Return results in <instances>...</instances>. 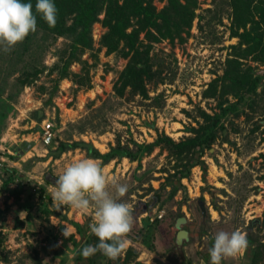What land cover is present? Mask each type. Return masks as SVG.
I'll return each instance as SVG.
<instances>
[{"label": "rangeland", "instance_id": "rangeland-1", "mask_svg": "<svg viewBox=\"0 0 264 264\" xmlns=\"http://www.w3.org/2000/svg\"><path fill=\"white\" fill-rule=\"evenodd\" d=\"M110 1L112 12H102L92 26V50L81 53L77 50L66 76L59 81L56 80L64 61L55 68L58 60L54 52L64 40L57 39L37 62L41 63L43 72L30 86L18 85L21 64L10 57L12 51L7 54L0 51V91L3 92L0 94V177L2 169H16L18 181L24 187L17 202L13 194L17 184L0 193V210L9 206L0 229L3 240L0 264H33L34 248L39 251L41 264H75L76 244L83 241L72 223L81 225L85 236L92 237L91 245L99 243L89 228L94 221V208L82 212L62 206L57 210L51 196L65 168L87 157L83 151L75 150L64 153L58 160L34 161L56 147L53 142L49 146L43 144V124L52 125L56 140H64V132L69 131L73 140L92 144L100 154L118 144L135 152L137 146L151 144L160 136L179 142L204 130L206 116L218 112L219 99L236 100L233 92L221 93L225 61L233 58L236 49H249L250 45L254 49L250 48V54L241 60L257 68L256 75L264 70V63L259 60L263 58L261 49L257 60V47L251 44L253 40L246 39V36L261 37L264 43V0ZM139 2L143 6L151 5L156 14L170 11L174 18L169 23L162 22L160 17L146 22L139 14H131L138 9ZM118 17L125 19L122 21L125 33H134L135 49L147 55L145 62L154 75L149 79L143 77L141 91L135 95L127 86L117 100L113 87L120 85L119 77L133 52L122 38L117 50L110 53L101 43ZM27 42L30 41L25 38L17 44L14 52L21 51ZM84 78L90 82L83 81ZM38 86H44L45 91ZM54 87L57 89L52 105L45 106ZM213 89L215 97H210L208 92ZM109 102L119 105L108 110L109 125L105 132L100 135L88 131L79 135L72 125ZM247 104L238 116L227 117L225 129L222 135H217L211 149L201 155L191 153L197 157L192 162L198 165L180 181L183 189L173 199H167L170 187L162 186L169 174L182 169L186 160L178 158L165 145L140 154L133 162L123 158L102 164L96 160L110 180L128 185L122 202L130 204L134 216L128 246L111 264H187L189 260L192 264H211L210 255H206L207 260L203 256L209 252V240L221 231L231 233L238 229L247 235L255 234L260 244H264V87H259L257 95ZM32 113L38 116L43 113L44 118L37 122ZM23 163L30 164L31 169L26 171ZM39 187L45 188L44 202L36 195L28 200L33 189ZM44 206L53 213L42 212ZM181 214L187 222L179 228L188 232V239L177 246L174 224ZM158 215L162 218L158 219ZM65 229L68 237L63 235ZM52 241L56 243L55 249L50 245ZM255 246L256 243L248 244L242 254L226 258L221 264H250ZM128 249L135 250L138 256L124 263ZM80 264L87 261L84 259ZM256 264H264L263 257Z\"/></svg>", "mask_w": 264, "mask_h": 264}, {"label": "trees", "instance_id": "trees-1", "mask_svg": "<svg viewBox=\"0 0 264 264\" xmlns=\"http://www.w3.org/2000/svg\"><path fill=\"white\" fill-rule=\"evenodd\" d=\"M22 2L31 3L33 6V12L35 13V5L37 0H22ZM53 3L58 9L56 26L54 28H50L48 24L43 20L41 14L37 13V31L35 33H30L26 37V39L30 42H27V46L23 47V49L18 53L14 52L15 48L12 50V53H10V57H14V61L18 63L20 62L21 64L19 69L20 75L17 79V83L20 86H30L35 84V82L39 80V77L43 71L42 68H40L41 63L37 62L46 55V53L49 51V48L55 44L57 39H62L64 40V42L62 46L54 52V55L57 56L58 60L57 63L54 64V66L58 69L59 64L63 61L64 63L59 70L58 79L56 81H59V79L61 80V78L65 77L69 65L73 61L72 58L74 57V54L77 52V50H81L80 53L86 49L92 50L91 29L94 23L99 20V15L102 12L111 13L113 10L110 0H53ZM137 8L138 9L133 10L131 14H139L146 22H148L150 19L154 20L155 18L157 19L158 17H160L162 19V22L169 23L170 18H174V16L171 15L170 11L166 10L156 14L151 5L143 6L142 2L138 3ZM189 18H192V16ZM123 19L124 18L121 19V17H118L117 20L115 19L114 25L109 27V31L105 35L101 43L107 48V52L110 53L117 50L119 39L122 38L125 39V41L128 43V46L130 47V50L133 52L132 57L129 61V65L119 77L118 82L120 85L118 86V84H115V86L113 87L114 96L117 98V100L122 97V94L124 93V90L125 88H127V86L131 88L130 93L132 95H135L136 93H138V91H141L139 90V88H141L142 86L141 81L143 80V77L149 79L153 74L149 71V64L146 63L148 61L146 58L147 55L141 54L139 50L135 49L136 37L134 33L129 35L125 33V26L124 24H122V21H124L125 19ZM126 19H128V17ZM152 22L149 24H152ZM246 39L249 41L253 40V43L251 44H255L254 46L258 48L255 49L258 50V52L256 53V55L258 54L257 60L258 57L260 58L259 51L261 49L263 58L259 60L260 63L263 64L264 43L262 38L258 37V39H252L246 36ZM250 48L251 46L249 45V49ZM233 49L236 48L233 47ZM249 49H236L235 53L233 54V58H227L223 67L224 74L221 77V93L227 94L228 92H233L236 96V100L234 102H228L227 99H219L217 105L218 112L213 116H206L207 124L201 133L198 132L197 136L185 138L180 140L179 142H174L167 136H160L151 144L137 146L135 152L130 150L128 146H120L118 144L115 147H111L107 153L100 154L99 151L92 146V144L86 143L83 140L75 141L72 139L71 132L66 131L64 132V140H56V138L53 137L51 143H56L55 149L49 150L44 158H35L34 161L44 162L49 158L51 160H58L64 153L80 150L85 153L87 158L100 160L102 164H107L114 159L119 160L123 158L129 159L133 162L138 159L140 154L150 153L155 147L165 145L169 151L173 153L175 152V154L178 155V158L186 160V162L182 166V169L176 170L173 174H169L166 177V182L162 186L163 188L166 186L170 187V192L167 196V199H173L174 195L180 189H183L180 181L188 176L192 167L198 165L196 162H192L197 157H192L193 154L191 153L198 152L199 155H201L204 150L211 149V146L212 144H214L217 135L219 133L222 135V132L225 129L224 121H226L227 117L230 115L238 116L241 112V109L246 105L248 106L247 103L249 102V100L251 101V99L257 95V89L259 87H264V70L261 74L256 75L255 71L257 68H253L249 64H246V62H244L245 60H241L244 59V57H246L248 54H250ZM253 49L254 48H251V50ZM67 53H69L70 56ZM83 81L88 82V79L84 78ZM38 88L45 91L44 86H38ZM56 89L57 88L54 87L51 90L49 95L50 97L45 101V106L52 105V97L55 96L54 93L56 92ZM2 93L3 92L0 91V94ZM208 93L210 94V97H215V89H213L212 92L209 91ZM9 99L10 102H13V98ZM112 105L117 106L119 105V103H103L100 107L91 110L76 124H73V128L79 135L84 134L88 131L100 135L103 134L106 127L109 125L107 120V112L108 110L112 109ZM31 117L36 119L37 122H40L44 118V114L41 113V116H38L36 113H32ZM22 165H24L26 171H29L31 169L30 164L23 163ZM0 179V193H4V191L10 190L11 185L17 184V188L13 192L14 200L15 202H17L20 195L24 192V187L18 181V171L16 169H2ZM44 193V187H39L37 189L34 188L32 193L28 195V200L32 199L33 196L36 195L39 198L40 202L43 203L45 198ZM8 210V205H5L4 209L0 210V229L4 224L5 216ZM42 212L47 215L53 213L49 212L46 206H44ZM29 215L30 214H27V218L30 217ZM183 217V214H181L178 218ZM71 225L75 228L76 233L81 238V241H83L81 244H76L75 247V264H80L85 259L80 254V250L87 245H91L92 237L85 236V229H83V227L78 223H72ZM257 237L258 236L255 234L247 235L249 244L256 243V246L252 252L253 259L251 260L250 264H256L257 260H260V257H263L264 259V244L261 245L259 242L260 240ZM46 239L47 238H45L44 240ZM150 239H152L151 236ZM1 241L3 240L0 237V245L2 243ZM50 245L51 247H53V249L56 248L55 242H50ZM150 245L152 246V244ZM150 245L148 244L149 249H153ZM213 245L214 238H211L207 245L208 251L210 248H212ZM206 255L209 256V252L205 253V255L203 256V259L207 260ZM137 256L138 255L135 250L128 249L124 257V263L130 262L132 258L135 259L137 258ZM31 259L33 261V264L42 263L37 248L33 249ZM85 260L87 261V264H111L110 261H112L102 255L100 252H98L96 256L89 257ZM114 264H116V262ZM187 264H192V262L189 260L187 261Z\"/></svg>", "mask_w": 264, "mask_h": 264}, {"label": "clouds", "instance_id": "clouds-1", "mask_svg": "<svg viewBox=\"0 0 264 264\" xmlns=\"http://www.w3.org/2000/svg\"><path fill=\"white\" fill-rule=\"evenodd\" d=\"M57 12L53 0H37L35 13L31 3L0 0V51L9 53L30 33L37 31V13L41 14L50 28H54ZM127 192V184L110 180L100 163L91 158H82L69 164L56 180L51 196L57 210L62 206L82 212L94 208V221L89 228L99 243L80 250L85 259L100 252L115 261L126 250L129 243L127 237L134 225L132 207L122 202ZM63 235L69 236L67 229ZM248 244L247 233L241 230L217 233L214 245L209 249L211 264H221L226 258L237 257L248 248Z\"/></svg>", "mask_w": 264, "mask_h": 264}, {"label": "water", "instance_id": "water-1", "mask_svg": "<svg viewBox=\"0 0 264 264\" xmlns=\"http://www.w3.org/2000/svg\"><path fill=\"white\" fill-rule=\"evenodd\" d=\"M203 204L201 202H199V206L201 208V210L203 211ZM186 223V219L183 218H178L174 224L175 229H177V233L175 236V244L177 246H181L183 244L184 241H186L188 239V232L186 230H180V225L185 224Z\"/></svg>", "mask_w": 264, "mask_h": 264}, {"label": "built area", "instance_id": "built-area-1", "mask_svg": "<svg viewBox=\"0 0 264 264\" xmlns=\"http://www.w3.org/2000/svg\"><path fill=\"white\" fill-rule=\"evenodd\" d=\"M42 131H43L42 142L45 146H48L54 137V134L52 132L53 131L52 125L50 123L43 124ZM157 218H161V215H158ZM153 220L154 219L152 218L150 221Z\"/></svg>", "mask_w": 264, "mask_h": 264}]
</instances>
